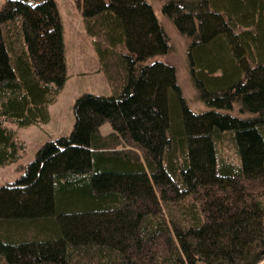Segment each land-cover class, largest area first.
<instances>
[{
	"label": "trees",
	"instance_id": "trees-1",
	"mask_svg": "<svg viewBox=\"0 0 264 264\" xmlns=\"http://www.w3.org/2000/svg\"><path fill=\"white\" fill-rule=\"evenodd\" d=\"M74 1L109 94L80 95L72 133L0 187V264H264V0L166 2L197 113L147 0ZM68 78L56 0H4L0 168Z\"/></svg>",
	"mask_w": 264,
	"mask_h": 264
},
{
	"label": "rangeland",
	"instance_id": "rangeland-1",
	"mask_svg": "<svg viewBox=\"0 0 264 264\" xmlns=\"http://www.w3.org/2000/svg\"><path fill=\"white\" fill-rule=\"evenodd\" d=\"M153 7L155 14L160 19L170 43V52L158 56L157 59L173 65L178 74L179 84L183 96L194 112H202L208 108L202 102L199 91L195 85L189 62L190 42L183 36L165 12L164 6L168 0H147ZM4 0H0V7ZM62 16L64 27L65 47L68 62L69 78L64 84L57 100L51 104L49 120L39 125L28 128H18L10 125L17 131L18 138L27 145L25 157L17 163L0 168V187L13 182L22 174L21 166L31 162L38 149L47 141L60 136H69L74 128V103L84 93L108 95L109 87L101 73L96 72L98 67L97 56L92 40L87 35L83 26L81 12L74 0H56ZM222 71L215 72L221 76ZM237 109L235 114L237 113ZM107 133L111 130L109 124L102 128Z\"/></svg>",
	"mask_w": 264,
	"mask_h": 264
}]
</instances>
